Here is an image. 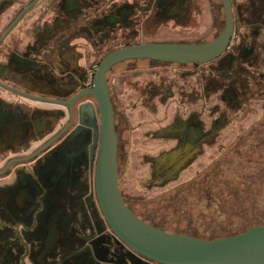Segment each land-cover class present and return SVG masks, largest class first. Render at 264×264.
Wrapping results in <instances>:
<instances>
[{
  "label": "rangeland",
  "instance_id": "374dc122",
  "mask_svg": "<svg viewBox=\"0 0 264 264\" xmlns=\"http://www.w3.org/2000/svg\"><path fill=\"white\" fill-rule=\"evenodd\" d=\"M110 1L104 0L103 5L106 7L102 10H97L92 2L84 3L81 6L84 17L72 19L64 30L66 34L61 36L58 45L53 48L41 42L43 34H39L42 30L35 29L28 39L32 44L30 56L35 59V63L24 68V65L16 62L17 71L4 78L41 93L68 95L74 91L75 88L70 90L66 85L74 84L83 67H90L101 59L102 55L96 53L99 47L110 46L107 43H124L120 38L115 40V28L112 33L111 23L107 20L111 12ZM198 1V31L185 29V25H182L184 32L177 34L174 32L178 28L176 23L167 24L165 21L175 11L176 17L180 16L185 21L186 17L181 15L183 9L158 7L151 22L130 24V29H140V34L133 35L134 39L169 42L175 41V36L195 40L202 39L212 31L221 30L224 26V12L220 10L219 2L214 4L211 13V0ZM22 2L24 0L7 2L0 17V30L11 20ZM232 2L234 35L231 47L223 57L182 69L175 65H154L149 71L126 78L117 94L122 123L118 129L120 134L123 128L128 130V134L124 133L120 138L118 150L122 195L140 217L170 232L213 238L232 235L251 225L264 223V126L258 124V128L253 127L249 117L245 121L246 125L237 127L229 142L219 141L221 147H202L195 159L181 168H170L167 173L158 167L175 153L174 147L167 144L170 141L167 131L184 104L191 105L196 98L204 110L210 103H220L226 97L231 101L240 99L243 105L247 103V97H259L262 92L264 0ZM117 24L124 27L121 21ZM167 28L174 35L166 33L169 31ZM86 34L88 39L84 37ZM38 36L40 38L36 40L39 41L36 46L34 38ZM6 44L11 45V40ZM4 49V46L0 48V62L5 60ZM244 49L250 50V53L242 56ZM142 60L140 65H143ZM126 66L127 61H120L114 65L113 70L120 71ZM52 83L60 88L51 87ZM231 95H235L236 99H232ZM243 96L245 99H242ZM22 100L25 99L0 88V104ZM83 102L92 105L95 111L90 98ZM226 105L230 108L229 102ZM252 110L259 113L251 104ZM98 123L94 112L92 119L89 117L85 124L76 125L53 150L41 155L38 165L45 182H49L50 176L62 178L69 160L88 158L94 143L97 158ZM257 129L260 131L257 132ZM243 131L245 134L239 137ZM14 135L17 132H11L9 138ZM10 154V149L2 151L0 167ZM89 236L86 234L84 238L88 240Z\"/></svg>",
  "mask_w": 264,
  "mask_h": 264
},
{
  "label": "flooded vegetation",
  "instance_id": "af4514ba",
  "mask_svg": "<svg viewBox=\"0 0 264 264\" xmlns=\"http://www.w3.org/2000/svg\"><path fill=\"white\" fill-rule=\"evenodd\" d=\"M9 1L10 0H0V17ZM90 2H92L97 10H102L106 7V5H103L104 0H24V2L20 3V6L11 20L0 30V48L2 46L5 47L4 57L6 60L0 62V80L33 94L57 100L71 99L80 93V91L92 86L96 70L106 54L121 46L149 42L141 38L138 40H136L137 38L134 39L135 37H133V35L140 34V29H130L131 27L129 26L134 23L143 24L151 22L153 20L152 15L156 8L171 7L183 9L181 15L184 16L183 18L186 17L185 21L180 19V16L178 18L176 17V11L168 21H165L167 24L168 22L176 23L178 28L174 32H177V34L184 32L182 25H185V29L199 30L198 16L200 13V1L198 0H111V12L107 20L111 23L112 33L113 28H115L117 34L115 40L120 38L124 43L118 44L114 42L112 45L111 43H107L110 46L99 47L96 53L102 55L101 59L90 65V67H83L74 80V84L66 85L70 90L75 88L74 91L70 92L68 95L41 93L26 88L18 82L9 81L4 78V76H11L17 71L16 62L24 65V68L30 67L35 63V59L30 56V54H32V50H30L32 44L31 41L28 40L31 38L30 36L35 29L42 30L41 34H39L40 36L43 34L41 42H45V44H47L46 47L53 48V46L58 45L57 42L61 39V36L66 34L64 30L70 24V21L76 19L77 16L84 17V15H82L81 6L84 3L88 4ZM218 2L221 5L220 10L222 11L223 9L224 12L222 0H211L209 2V10L211 13L214 11V4H218ZM119 21L124 23V27H119V24H117ZM13 23L14 25L12 26ZM141 24L138 26L140 27ZM167 29L169 31L166 33L169 32L168 34L171 33L170 35H174L170 28ZM220 31L221 30H217L216 32L212 31V33H208L202 39L195 40L183 37L177 38L174 36L175 41L169 42L207 41L218 35ZM40 36L34 38L36 46H38L37 42H39H36V40H38ZM210 36L211 38H209ZM84 37L88 39V34ZM8 40H11L12 46L6 44ZM43 43H40V45L44 47ZM230 47L229 45L220 56L207 62L183 63L152 58H132L125 60L127 61V66L123 70L115 71L113 70V65V67L106 72V78L110 88L109 95L114 108V123L118 135V150L120 138L124 136V133H126V135L128 134V130L125 128L122 129L121 134L118 129L122 123L119 118L121 105L117 98V94L126 78L136 77L145 71H149L154 65H175L182 69L187 66L205 64L223 57ZM55 51L57 53L60 52L59 50ZM249 53L250 50L244 49V51H242V56ZM232 58H235V54L232 55ZM140 59H143V65L139 64ZM238 61L240 62V58H238ZM261 73L264 75V71ZM51 87L60 88L56 83H52ZM261 87L262 92L260 96L247 97V103L243 105H241L240 99H236L235 95H231L232 99H236L235 101H231L229 98L224 97V100L220 103H210L204 110L201 109L200 104H198V99L196 98L192 101L191 105L184 104L179 115H177L172 124H170L168 128L169 131H167L168 137L170 138L167 144H169L170 147H174L175 153L172 159L168 158V160L165 159L162 161L158 166L160 170L167 173L170 168L173 170L181 168L192 159H195L202 150V147H221L219 141H228L230 136H233L234 131L237 130V127H240L242 124L246 125L245 121L247 117L251 120L250 122L253 127H256L258 124L264 126V83L261 84ZM0 88L6 90L2 86H0ZM6 91L10 92L12 95H16L9 90ZM17 95L25 100L5 101L0 104V154L7 149H10V153H12V151L13 153H17L16 155L10 154L7 156L0 170L4 168L10 159L32 153L39 147H43L52 138L58 137L29 161L17 162L10 166L7 173L0 175V177L7 175L14 165L30 163L33 170L31 182L35 193L40 195L41 198L43 193L48 192V196L53 195L57 197V200L65 202L67 212H69L68 218L70 219L68 229L69 242L67 241L69 255L80 247L81 255L94 261V264H161L138 253L122 241L112 230L100 208L96 194L95 173L100 147L101 121L95 98L92 95H82L77 98L71 106L70 104L64 105L58 102L42 101L24 97L19 94ZM87 98L92 100L95 111H93L92 105L83 102ZM242 99H245V97L243 96ZM228 102L230 103V108L226 105ZM251 104L254 110L259 111V113H255L253 110L251 111ZM223 106H225V108ZM240 108L243 110L242 113ZM227 109L230 110L227 111ZM10 110L13 112L9 113ZM233 111L234 113L232 114ZM94 112L99 122L97 158L93 149L95 146L94 143L91 146L92 150L88 158L84 157L79 160L76 159V157L75 159L69 160L68 165L62 173V178L58 177L56 179L50 176L51 179H49V182H45L42 178V169H40L38 165V159L49 150H53L76 125L85 124L89 117L92 119ZM256 115L258 116L256 117ZM12 117L14 118L12 119ZM256 128H258V126ZM259 129H257V132L260 131ZM11 132H17V135L9 138ZM244 134L245 132L243 131L239 134V137ZM233 145L234 144H232V146ZM232 146L229 145V147ZM31 147L34 148L31 149ZM60 184H62V187H60ZM85 231L86 234H90L88 240L86 237L84 238L86 235Z\"/></svg>",
  "mask_w": 264,
  "mask_h": 264
},
{
  "label": "water",
  "instance_id": "95a60500",
  "mask_svg": "<svg viewBox=\"0 0 264 264\" xmlns=\"http://www.w3.org/2000/svg\"><path fill=\"white\" fill-rule=\"evenodd\" d=\"M222 4L225 22L214 38L201 42H142L116 48L101 60L92 86L80 91L71 99L57 100L33 94L0 80V86L6 90L42 101L72 106L82 95H92L95 98L101 121L95 173L100 208L106 221L122 241L138 253L161 264H264V223L251 225L246 230L232 235L213 238L170 232L140 217L125 201L119 184L118 135L106 72L116 63L132 58L183 63L207 62L217 58L230 45L235 26L232 0H222ZM57 137L32 153L10 159L0 170V175L7 173L10 166L17 162L29 161Z\"/></svg>",
  "mask_w": 264,
  "mask_h": 264
},
{
  "label": "crops",
  "instance_id": "0c3cea01",
  "mask_svg": "<svg viewBox=\"0 0 264 264\" xmlns=\"http://www.w3.org/2000/svg\"><path fill=\"white\" fill-rule=\"evenodd\" d=\"M32 176L31 164L22 163L0 177V264H94L80 247L69 255L65 202L48 192L40 198Z\"/></svg>",
  "mask_w": 264,
  "mask_h": 264
}]
</instances>
